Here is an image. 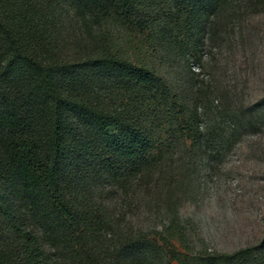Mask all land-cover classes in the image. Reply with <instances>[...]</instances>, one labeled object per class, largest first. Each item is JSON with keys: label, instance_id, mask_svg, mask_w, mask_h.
<instances>
[{"label": "trees", "instance_id": "16d2710c", "mask_svg": "<svg viewBox=\"0 0 264 264\" xmlns=\"http://www.w3.org/2000/svg\"><path fill=\"white\" fill-rule=\"evenodd\" d=\"M231 5L0 0V264H170L168 253L179 264H264V241L233 254L185 256L163 237L121 231L78 194L101 171L149 185L180 142L224 138L220 126L201 127L210 115L223 123L222 102L199 89L189 104L162 74L167 57H153L197 52L202 42L190 44L192 32ZM66 23L97 32L102 55L89 72L102 85L98 107L69 94L79 67L59 52ZM70 116L89 124L95 139L73 138Z\"/></svg>", "mask_w": 264, "mask_h": 264}, {"label": "rangeland", "instance_id": "374dc122", "mask_svg": "<svg viewBox=\"0 0 264 264\" xmlns=\"http://www.w3.org/2000/svg\"><path fill=\"white\" fill-rule=\"evenodd\" d=\"M211 22L192 32L190 44L202 42L194 55L169 51L153 58L167 57L162 74L189 104L199 89L209 91L214 103L222 102L223 123L210 115L201 127L220 126L224 138L213 136L209 143L206 138L202 145L180 142L164 156L163 168L149 185L134 175L108 176L100 169L89 192L78 193L89 207H100L101 218L120 221L121 231L163 237L189 257L205 251L233 254L264 241V0H233ZM71 25L65 24L59 46L62 59L79 67L69 94L98 107L94 95L102 85L89 72L91 61L102 55L95 48L97 32ZM69 123L73 138L95 139L89 124L74 116ZM166 256L164 263L179 264Z\"/></svg>", "mask_w": 264, "mask_h": 264}]
</instances>
